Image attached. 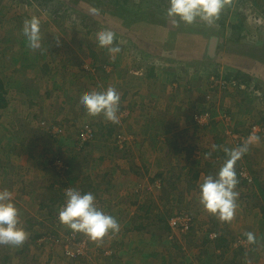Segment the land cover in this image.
I'll list each match as a JSON object with an SVG mask.
<instances>
[{
	"label": "rangeland",
	"instance_id": "374dc122",
	"mask_svg": "<svg viewBox=\"0 0 264 264\" xmlns=\"http://www.w3.org/2000/svg\"><path fill=\"white\" fill-rule=\"evenodd\" d=\"M66 1L77 4L83 0H0V84L8 95L7 107H0V191L13 194L20 224L28 233L21 247L0 245V264L7 254H13L11 264H144V254H148L147 264L190 263L191 258L197 260L210 248L203 245V235L195 239L194 225L206 230L215 224L221 230L230 228L228 240L241 239L247 245L246 253L255 250L254 244L247 243L245 232H255L263 253L247 257L250 260L245 264H264V221L261 211L254 208L256 203L261 204L255 185H236L237 209L231 222L206 213L198 200L199 191H195L203 177L218 172L226 158L223 150L239 146L235 141L221 142L219 137L247 136L253 125H264L260 122L264 119V80L258 79L261 91L254 90V85L241 90L235 81L228 90L223 83L224 74L231 69L223 64L225 59L238 58L241 65L253 69L254 61L264 56H259L264 54V13L255 12V5L248 12L239 10L246 4L236 0L225 7L212 26L199 20L175 26L166 15L168 0H128L125 4H116L118 0H84L104 17L113 15L118 22L121 32H114V45L120 52L113 56L96 42L97 34L109 29L85 28L81 25L83 17L71 11ZM230 5L235 8L236 20L229 18L222 26L220 22L227 17L226 11H231ZM51 10L63 15V20H54ZM33 16L40 19L42 36V47L35 51L28 47L22 33L24 21ZM193 27L195 31L190 32ZM124 29L125 35L133 32L137 42L166 50L184 46L193 52H211L214 58L204 56L203 60L200 55L190 66L176 61L175 56L148 54L122 34ZM85 43L99 54L103 64L85 69L91 60ZM21 59L27 67L35 63L33 70L23 73L25 67L21 65L25 62ZM13 77L21 81L27 77L23 81L25 90L10 82ZM29 83L39 87L36 94L33 92L38 113L34 111L36 104H14L32 98L27 97ZM109 86L115 87L121 97L119 123L108 122L103 116L89 117L78 108L83 95ZM18 90L23 92L17 95ZM203 100L208 102L206 107L200 103ZM204 107L213 108V126L212 122L200 126L194 121L193 114ZM228 111L234 118L225 113ZM87 124L94 127L97 137L84 145L80 134ZM120 135L130 140L125 143L126 150L117 142ZM21 137L24 143L17 140ZM257 137L258 141L250 144L256 148L254 157L240 159L235 171L237 176L243 170L255 174L264 187V135ZM131 146L137 157L127 161ZM64 166L69 172L65 175L61 173ZM66 175L73 179L76 175L78 181L64 179ZM69 188L91 192L97 206L117 219L120 231L97 242L83 234L74 237L57 219ZM194 211L203 214L199 219L193 214V230L167 229L157 222L162 218L168 223L177 214L187 217ZM37 235H47L38 240L47 242L41 249L34 246ZM83 241L87 244L84 256L68 259L69 246L71 250L74 243ZM27 248L31 250L24 253ZM113 249L116 257L104 259ZM183 250L188 251L185 255L191 252L189 260L181 257Z\"/></svg>",
	"mask_w": 264,
	"mask_h": 264
},
{
	"label": "clouds",
	"instance_id": "9594fccd",
	"mask_svg": "<svg viewBox=\"0 0 264 264\" xmlns=\"http://www.w3.org/2000/svg\"><path fill=\"white\" fill-rule=\"evenodd\" d=\"M228 4L229 0H168L166 15L175 26H179V24L192 25L197 20L212 26ZM257 10L255 8V12ZM89 15L96 18L99 13L93 9L89 12ZM22 33L30 49L33 51L41 49L42 36L38 17L33 16L31 19L25 20ZM115 38L113 31L104 30L97 34L96 42L100 48L107 49L111 55L115 56L120 52V48L114 45ZM87 68L89 67H85V69ZM120 99L117 89L109 86L104 90H93L83 95L79 100L78 108L84 110L89 117L103 116L108 122L119 123ZM38 106L37 102L34 109ZM36 110L40 111L39 109ZM86 126L92 128L94 132L93 139L96 140L97 132L94 127L91 124ZM80 135L82 136V133ZM120 137L122 135L118 137L117 142ZM91 140L83 144L87 145ZM128 141L130 143V140L124 139L119 144L120 148L123 149ZM257 141V136L250 135L241 146L224 149L226 158L218 172L215 176L203 177L198 184V200L203 210L222 222H231L237 209L236 199L238 193L235 188L238 179L235 165L248 151L249 145ZM53 167H56L54 163ZM65 171H68L67 166L62 167L61 173H65ZM182 216L177 214L172 220ZM192 216L191 213L187 215L191 219L189 228L191 230H193L194 224ZM19 217L20 213L14 204L13 194L8 190L0 191V245L21 247L28 239V233L21 226ZM57 219L61 226L69 229L73 234H83L94 242L102 240L109 234L115 235L120 231V224L117 219L110 214H106L97 206L95 196L91 192L81 193L73 188L65 191V203L59 210ZM172 220L167 223L171 229L170 223ZM180 231L184 232L181 229ZM245 235L248 244L256 243L254 233L248 232Z\"/></svg>",
	"mask_w": 264,
	"mask_h": 264
},
{
	"label": "trees",
	"instance_id": "16d2710c",
	"mask_svg": "<svg viewBox=\"0 0 264 264\" xmlns=\"http://www.w3.org/2000/svg\"><path fill=\"white\" fill-rule=\"evenodd\" d=\"M119 1H122L125 4L128 0H118L116 4H120ZM233 1H236V0H230L229 1V4L231 2H233ZM239 2H241V1L239 0ZM66 3L68 4V6L71 7V11H74L78 16L80 15V16L83 17V19L81 21V25H83V26L85 25V28H88L89 26H92V27H96L95 30H98V31L101 30V28H106V29H109L110 31H113V32H116V33H120L121 32L119 30L118 22L117 21H114L112 19L113 15H110V17H104V14L99 9H97L96 7H93L92 4H89L88 2H85L84 0L83 1H79L77 4H75V2H72L71 3L70 1L69 2L66 1ZM254 5L255 6L259 5L258 4V0L256 2H254ZM231 7L232 6L230 5V7L228 9H231V11H226L227 12V17H225V19L222 22H220V25L225 26V23H226L227 19H229V18L236 20V17H235V8L233 9ZM234 7H236V6H234ZM237 7H239V6H237ZM239 8H240L239 10L242 9L243 11H246V12H248V11L251 10V6L250 5H246L243 8H241V7H239ZM93 9L96 10L99 13V15L96 18H92L89 15V12L91 10H93ZM67 11L70 13V10L69 9H67ZM50 12L52 13V16H53L54 20H61V21L63 20V17L64 16L63 15H60L58 11L51 10ZM221 14H223V12ZM223 16H225V14ZM121 24L124 25V23H120V26L121 27H122ZM124 27L127 28L129 26L125 24ZM92 31L93 30H90L89 32H92ZM185 31L186 30H184V32ZM189 31L190 32H194L195 31V28L193 27ZM123 32H125V29L122 31V34L125 35V33H123ZM76 37L77 36H74V38H76ZM125 37L127 39H132V40L135 38V37H133V32L127 33V35H125ZM133 41L137 42V40H133ZM85 44H86V50L89 51V54L88 55H89V57H91V60H89L88 62L85 61V62H87L89 68H90V65H92L93 67H95L96 64L99 63V62L101 64H103L102 59L99 58V54L97 55V53L95 52V50H93L92 48H90V45L88 43H85ZM135 45L138 48H140L143 51H145L146 53L153 54L155 56H160L161 58H164L166 56L167 57L168 56H175L174 58H175V60L177 59L176 61H178V62H180L182 64L187 63L190 66H192V63H194V60L195 59L197 61L200 59V55H202L203 60H204V58L206 56L209 57V59H211V58L213 59L214 58L211 52H206L207 54L206 53L205 54L200 53V51L193 52L192 49H186V48L183 49L184 46L183 47H180V48H178L176 46V48L174 50L173 49L166 50V49H159L158 47H156V46H158L156 44L152 45L150 43H145L144 41H141V40L139 42H137ZM262 55H264V54H260L259 56H262ZM235 57H238V56H235ZM239 61H241V60H239L238 58H235L234 60L228 59V61H227V59H225V61L223 62L224 65H226L228 67H231V69H234L232 71L230 69V71H228L223 76L224 81L227 82V88L230 87L232 81H235L237 83V86L239 87V89H241L240 88V84L245 85L246 86V89H247V87L250 88L252 85H254V90L256 88V90L259 91L260 88H259V82H258L259 80L258 79L264 80V56L263 57H259V58L256 59V61H254V64L255 65H254V68L253 69H252V66L251 65L244 66V65H241L239 63ZM22 62H25V61L23 59H21V63ZM35 65L36 64L34 63L32 66L30 65L29 67H27L26 62L25 63H22L21 67H25V69L23 70V73H25V71H27L29 69L33 70V67ZM98 68H99V65H98ZM100 68H101V66H100ZM89 70L91 71V69H89ZM177 75H174V76H177ZM242 75H245L247 77H244ZM26 76L28 78H31L30 76H32V75L31 74H28L27 75V73H26ZM26 78L21 81V78L15 79V77H13L12 78L13 80L10 81V82H13L17 86H19L20 89H24L25 85L23 83L25 82ZM0 88H1L0 91H2L0 93V107L4 105V107H1V108H6L7 106L5 104L8 103V102H7V99H6L5 96H8V95H5L7 92H6V90H4L5 88H4V86H3L2 83L0 84ZM27 88H28L26 90L27 97L28 98L32 97V98L29 99L28 101H25V98L24 99H21L22 100L21 102L24 103V104L26 102H28L30 105H34L38 101L34 102V100H36V98L33 96V92H34V94H36L37 91H39V87H38L37 83L36 84L35 83H29L27 85ZM19 91H20V93L23 92V90H18L17 95H19ZM262 93H264V92H262ZM47 95H49V94H47ZM35 96L38 97V95H35ZM39 99H41V98L39 97ZM15 102H18V101H15ZM200 103H203L205 107H206L205 104H208V102H205L204 100L202 102H200ZM205 107L204 108H198V111L197 112L199 114L205 113V112L210 113V117H211V121L210 122L213 123L214 122V120H213V118H214L213 108L212 107L211 108L209 107L207 109ZM260 122L263 123L264 122V119H262V121H260ZM225 137H227V136H225ZM25 139H26V137H25ZM17 140H20V141H22L24 143V138H22V137L19 138V139H17ZM227 141L230 142V140H227ZM231 141H234V140L232 139ZM239 146H241V145H239ZM255 151H256V148L255 147L253 148L250 145V148H248V151L243 155V158H241V160H243V159L251 160L254 157ZM222 155H224V153H222ZM65 173H66V171H65ZM65 173H64V175H65ZM67 173H69V172H67ZM70 175L72 176V174H70ZM70 175L69 176L66 175V178L64 177V179H69V181H70V178H71ZM198 176H199V173L196 174L195 177H198ZM249 177H250V179H247V178H244V177H241L240 175H238L237 176L238 183H239L240 187L241 186H245V185H251V186L252 185H255L254 186V189L257 188V190H258V193H259V195L261 197V200L259 202L261 204L258 205L256 203L255 206H254V208L257 209V210H259V211H261V216H262L261 217V221H264V187L262 186V183H261L260 179L258 177H256L255 174L252 175V176L249 175ZM77 178L78 177L75 175L74 179L71 178V181H73V180L78 181ZM85 192H87V191H85ZM64 196H65V194H64ZM59 207H60V205H59ZM191 214L193 215V213H191ZM157 222L159 224H164L167 227V223H166V221L164 219H162V218L161 219H158ZM218 228H220V226H217V225L213 226V229L212 230H213V232H216V233L211 238H207L206 237L207 234L203 236V244L210 247V248H208V252H205L206 253L205 255L212 254L209 257V261H208L207 264H211L212 263L211 262L212 260L213 261H217V259H219L218 264H245L246 260H250V258H247V257H251L252 255L255 256L256 254L263 253V251L259 249V248H261L263 246L262 243H258V242L254 243V250L255 251L252 252V250H251L250 252H247L246 253V249H244V248L247 247V245H243L242 244L243 242H242L241 239H240V241L235 240V239H233L232 241L228 240V237L227 236H229V233H231V229L230 228L227 227L226 231L224 229H222V230H224V231H222L221 229H218ZM167 229H170L169 225H168ZM71 234L74 237H76V238L79 235V233H77V234L71 233ZM56 235L57 234H55V236ZM42 236L45 237L47 235H37L35 237V240L36 241H35L34 246L37 249H41V248H43L44 246L47 245V242H45V243H38V240ZM76 242H78V241H76ZM235 244L237 245L236 246L237 248L234 246ZM182 249H180V250H182ZM214 249H216V250L217 249H220L222 251V253H223L222 254L223 255L222 258L221 257L220 258L219 257H216V254L213 252ZM30 250H31V248L30 249L27 248L23 252L24 253H26V252L28 253ZM183 253H184V250H183ZM185 253H186V251H185ZM106 254H107V256L104 255V259L108 258V259L113 260L114 259L113 257H116V255H115V249H113L111 252H106ZM11 256H13V254H11V255L7 254L6 256H4L3 260H1L2 264H9V263L11 264V262H13V261H11ZM66 257H68V259H69V256H66ZM78 257H80V256H78ZM181 257H185V255L182 254ZM12 260H13V258H12ZM178 264H191V263H186L184 261L182 262V260H181V261H179Z\"/></svg>",
	"mask_w": 264,
	"mask_h": 264
},
{
	"label": "built area",
	"instance_id": "2783aa9c",
	"mask_svg": "<svg viewBox=\"0 0 264 264\" xmlns=\"http://www.w3.org/2000/svg\"><path fill=\"white\" fill-rule=\"evenodd\" d=\"M241 2H244L246 5H250L251 8L252 6L254 7V2H256L257 0H240ZM262 18H258V22L259 23H262L261 20ZM224 85H227V82L224 81L223 82ZM235 84L237 85V83L235 82ZM240 88L241 89H246V86L243 85V84H240ZM193 118H194V121L197 125H200V126H205L206 124L208 125L211 121V117H210V113L208 112H205V113H201L199 114L198 112H195L193 114ZM250 135H255V136H263L264 135V126L263 125H258V124H255L253 125L252 127V131H251V134ZM250 135H247V136H244V135H241V134H232V135H229L230 137H233V140L238 144V145H242V143L248 139V137ZM94 137V132L92 130V128L90 126H86L84 131L82 132V142H86V141H89L91 139H93ZM123 138H119V143H122L123 142ZM246 170H243V173L241 174V176L243 175L244 178H247V179H250L249 175L244 172ZM190 222H191V219L186 217V216H182V217H177L176 219L172 220L171 221V227L173 230L175 229H181L183 231L185 230H188L190 228ZM86 242H82V243H79V244H76L74 243V246L71 250H68L70 248L67 249V255L72 258V257H78V256H84L85 254V250H86Z\"/></svg>",
	"mask_w": 264,
	"mask_h": 264
},
{
	"label": "crops",
	"instance_id": "0c3cea01",
	"mask_svg": "<svg viewBox=\"0 0 264 264\" xmlns=\"http://www.w3.org/2000/svg\"><path fill=\"white\" fill-rule=\"evenodd\" d=\"M258 4L259 5H257V7H258V10L257 11H259V12H262V13H264V0H258ZM254 28H256V27H254ZM259 34H262V31H260L259 30V28H258V31H257ZM230 87H231V85H230ZM229 87V88H230ZM229 88H228V90H229ZM18 101V100H17ZM18 102H21V101H18ZM18 102H14V104L17 106V107H19V105H17L18 104ZM197 102H199V100H197ZM196 101H195V103H197ZM193 106H194V104H193ZM35 112H38L36 109L34 110ZM196 111H198V110H196ZM226 114H228V115H230V117L231 118H234V113L232 112H230V111H228V112H225ZM143 115H145V114H143ZM237 116H238V120L240 121V119H242V118H240V115H238L237 114ZM236 119V118H235ZM148 122L146 121V124H147ZM214 125V122L212 123V125L211 126H213ZM148 128V127H147ZM148 129H150V128H148ZM150 132H151V130L150 131H148V133L147 134H149V136H150ZM147 134L146 135H144V137H146L147 136ZM228 137V138H227ZM227 137H225V136H222V137H219V140L221 141V142H225V141H227V140H232L233 139V137H230L229 135H227ZM224 138V139H223ZM132 148V149H131ZM217 148H218V146H217ZM223 150V149H222ZM224 151V150H223ZM128 153V155L129 156H127V161H128V159L131 157H133L132 158V160L135 158V157H137V155H135L136 153H134L133 154V147L131 146L130 148H129V151L127 152ZM218 153H219V148H218ZM136 159V158H135ZM127 161H124V162H127ZM193 190H194V188H193ZM195 191L197 192V191H199V188L198 187H196L195 188ZM195 191H192V193H195ZM197 208H199L200 209V205L198 204L197 205ZM259 211V210H258ZM193 214L194 215H196L197 216V218L199 219V218H201V214H203V213H201V211H194L193 212ZM158 220V219H157ZM167 223V222H166ZM214 225V224H213ZM216 225V224H215ZM225 226H227L226 224H224ZM196 226L197 225H195V230L196 231H194L195 233H196V237H195V239H197V238H199L201 235H206V237L207 238H211L213 235H215V233L216 232H213V226H211V227H209L208 229H206L205 230V228L204 227H200V226H198L197 228H196ZM167 227H168V224H167ZM219 229H221V226H220V228ZM264 229V228H263ZM222 231H224V230H222ZM213 232V233H212ZM253 233H255V232H253ZM245 234H246V232H245ZM256 234V233H255ZM243 235V234H242ZM192 243V242H191ZM202 243H203V239H202ZM204 245V244H203ZM192 246V245H191ZM195 246V245H194ZM196 248H194L193 246L191 247V250H194L193 252H196V250H195ZM188 250V249H187ZM133 251V250H132ZM189 251H190V248H189ZM188 252V251H187ZM186 252V253H187ZM213 252L216 254V257H221L222 258V251L220 250V249H214L213 250ZM190 253V255H191V252H189ZM189 253H188V255H185V252L183 253V255H185L186 257V259L187 260H189L188 259V257H189ZM206 253L204 252H202V253H200V255H198V259L197 258H195V259H197V260H194V259H190V263L192 264H207L208 263V261H209V257H210V255H212V254H207V255H205ZM147 255L148 254H144L143 255V257H144V264H147L146 263V257H147ZM165 256L163 257V259L165 260ZM186 259H184V260H186ZM186 260V261H187ZM225 261V260H224ZM175 262V261H174ZM173 262V263H174ZM213 264H218L217 262H219V259H217V261H211ZM179 263V262H178ZM177 263V264H178ZM130 264V263H129ZM131 264H133L132 262H131ZM150 264V263H149Z\"/></svg>",
	"mask_w": 264,
	"mask_h": 264
}]
</instances>
